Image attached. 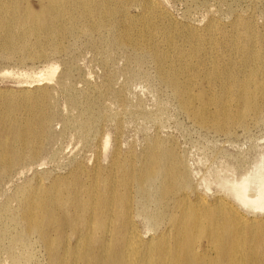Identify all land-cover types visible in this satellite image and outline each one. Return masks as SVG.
<instances>
[{
	"label": "rangeland",
	"instance_id": "374dc122",
	"mask_svg": "<svg viewBox=\"0 0 264 264\" xmlns=\"http://www.w3.org/2000/svg\"><path fill=\"white\" fill-rule=\"evenodd\" d=\"M155 1L148 12L138 8L145 0H67L55 18L45 12L47 0H16L18 17L27 9L42 14L45 29L24 28L22 19L8 20L14 10L7 14L9 27L0 26V264H114L120 217L144 238L171 232L169 255L179 249L178 264H189L190 249L229 264L209 237L184 227L182 200L221 201L255 222L236 237L244 264H264V208L244 206L230 187L257 175L248 197L264 199V64L256 58L264 55V0ZM248 22L254 31L246 42ZM16 32L26 34L25 45L8 48ZM49 64L57 66L52 80L42 76ZM170 74L181 96L166 81ZM153 159L165 174L146 179ZM104 229L111 239L100 257ZM87 239L76 252V241ZM225 245L229 254V238Z\"/></svg>",
	"mask_w": 264,
	"mask_h": 264
},
{
	"label": "bare ground",
	"instance_id": "6f19581e",
	"mask_svg": "<svg viewBox=\"0 0 264 264\" xmlns=\"http://www.w3.org/2000/svg\"><path fill=\"white\" fill-rule=\"evenodd\" d=\"M67 0H47V4L45 5V12H47L50 16H55V18L60 17L61 14V8L63 7V2ZM76 5H82V0H71ZM104 3L109 0H102ZM155 0H145L144 3H138V8L140 9H147L149 12L150 8L155 7ZM14 10V17L11 19H8L7 14ZM121 13L127 14L128 11L126 9L120 10ZM157 12V10L152 11V13ZM28 13H30V16H28ZM132 16H142L140 13ZM18 17L17 7H16V0H11L10 5H5L4 3H0V26L1 27H9L8 24L4 22L5 19L8 20H14ZM149 17V16H146ZM169 18V16L167 15ZM22 19L24 28L26 25H30L34 27L35 29L43 28L45 29L48 24L44 22L43 15L39 13L29 12L28 9L26 10V13L19 15L18 20ZM60 18L58 19L57 24L59 23ZM237 28V27H236ZM245 34H246V42L250 40L251 33H253V24L252 22H248L245 26ZM9 32V31H8ZM12 32V31H10ZM26 32V31H25ZM143 35L146 34V30L142 29ZM9 39L7 41L8 48H12L14 44L16 45H25V36L22 33H12L11 35H8ZM131 42H134L133 37H129ZM148 40V37H146ZM167 55L166 53L164 54ZM258 60L261 61L262 64H264V55H258L256 56ZM57 69V66L53 64H49L42 72V76L47 80H52L55 74V71ZM42 70V69H41ZM159 73L163 72V67L159 65L158 67ZM6 73H8L6 71ZM163 77V76H162ZM166 81L168 82L169 86L174 91V94L176 96H181L183 93L182 84L178 81V79L170 74L166 75ZM39 87V86H37ZM264 92V88H263ZM243 98V96H240ZM7 134L12 133V129L10 131L6 130ZM17 133L19 135V139L25 143V145L28 144L29 137L26 132V135L24 136L23 132L20 128H17ZM107 138L104 141V144L107 143ZM1 155V153H0ZM20 156H23L21 154ZM164 163L161 160H152L151 164L146 168L145 175L146 179L153 178L155 179L159 175H164ZM137 183L140 188L143 187L144 180L142 178H139L137 176L136 178ZM258 182V176L252 175L251 177H244L239 182H233L230 184L232 195L237 199L238 201L242 202L244 206L254 208V209H260L261 211L264 208V199L263 196L257 195L254 199L248 197V189L250 187L256 188ZM108 188L105 187L103 194L107 192ZM108 199V198H107ZM150 202H145L146 204ZM187 200H182L181 202V210L183 213V217L186 220L185 228H187L189 231L193 230L196 231V234H199L200 236L209 237V240L206 242L209 243L210 249L215 248L216 250L223 253L225 259L229 262V264H244L247 258L244 256L243 252L244 250L241 249V245L239 241H237L238 236L237 234H240L242 231H244L246 228H254L255 222H249L246 219H244L236 210H234L230 205L223 203L221 201H217L213 206L207 205L205 202H202L198 200V202L194 205H191V203H187ZM79 204L81 207L85 208V204L83 202ZM109 206H107L108 208ZM106 206H104V209H107ZM86 209V208H85ZM224 216L222 220L227 221L220 222L218 219L220 216ZM227 215L230 220L225 216ZM17 216V215H16ZM211 216V218L209 217ZM78 218L81 216L77 215ZM19 218L21 219V216L19 215ZM24 218L27 220L28 224H31L33 228L37 229L39 227V223L34 220V217L32 215H29L27 212L24 215ZM145 218H147L145 216ZM83 219V218H81ZM88 219H92L91 217ZM117 221H119V225L121 226L120 230L118 231L117 235H113V241L116 244L114 249L112 250V253L110 254L109 258L110 261L114 264H169V260L167 258H171V261H174V264H178V257L175 252H178L179 249H176L174 254L172 256L169 255V247L167 245V237L170 235L171 232L168 234L162 233L159 235H152L150 234L147 238H144L136 225V223L130 218H117ZM234 224V225H233ZM172 229V228H171ZM175 230L173 226V231ZM168 232V231H166ZM210 233L209 235L207 233ZM105 236H102V246L99 250V256L101 254V249H103L105 246H108L107 243L111 239V234L108 232L107 229H104ZM175 240L179 238L182 235V232L177 230L173 233ZM79 238V236L77 237ZM230 239L231 244V252L228 254L227 247L225 245V242L227 239ZM80 239V238H79ZM78 239V240H79ZM76 241L74 245V249L76 252H82L85 247L88 248V239L87 243L82 240L81 242ZM107 241V243H104ZM192 245H194V240L192 241ZM83 248V249H82ZM209 249V250H210ZM196 250L190 249L187 251V257L189 264H218L214 261L206 262L202 257H199L195 253ZM102 256H106L105 249L102 251ZM206 256V255H204ZM101 257V256H100ZM104 258V257H102ZM252 264H258V261L255 259L253 260Z\"/></svg>",
	"mask_w": 264,
	"mask_h": 264
}]
</instances>
